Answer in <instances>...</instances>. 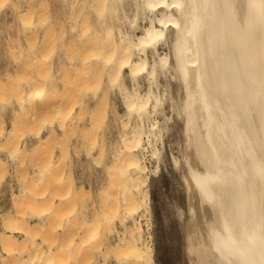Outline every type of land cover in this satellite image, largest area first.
I'll list each match as a JSON object with an SVG mask.
<instances>
[{
  "label": "bare ground",
  "instance_id": "bare-ground-1",
  "mask_svg": "<svg viewBox=\"0 0 264 264\" xmlns=\"http://www.w3.org/2000/svg\"><path fill=\"white\" fill-rule=\"evenodd\" d=\"M134 1L132 15L122 14L129 19V29L127 26L126 30L123 29L125 22L118 23V34H115L112 24H105L103 32H92L85 23L82 27L85 30H81L77 40L90 50L88 57L81 59L101 61L107 65L108 75L114 82H119L127 69V74L135 81L134 85H138V75L145 72L149 83L162 73L183 86L185 128L188 129L185 131H188L189 138V184L193 188L190 197L195 199L193 204L197 214L196 226L192 229L196 240V247L192 244L195 263L264 264V0ZM25 2L24 7L29 6L30 9L32 0ZM110 2L113 0H98L100 14L105 12ZM120 9L125 12L122 4ZM140 17L148 22L139 26L140 32H136L134 28L140 24ZM22 24L26 28L22 32V40L13 43V47L26 48L25 52L20 50L15 58L18 69L27 68L34 55L53 37L50 33L40 37L38 32L29 28L28 21ZM160 42L166 45L162 44L166 51L159 52L157 45ZM149 50L151 60L148 58ZM61 71L55 76L34 73L32 87L27 90L21 84L6 82L0 77V89L11 90L15 104L8 131L2 132L1 136L11 140L12 135L21 129V119L35 117L42 102L49 104L46 109L53 106L51 111L59 113L61 110L58 109L71 101L68 78L64 70ZM31 76H26L24 81H29ZM149 87L147 92L142 90L144 93H141L135 86L124 94L127 112L134 114L138 121L128 128L125 126L121 146L113 158V173L119 181L113 214L104 206L94 213L89 226H86L87 221H76L73 211L67 210L64 219H74L66 224L63 239L58 241L55 237L60 233L59 228L49 230L46 225L52 221L53 213L56 214L53 210L60 206L62 196L47 199V206L35 215L37 225L47 227L41 239L32 238L30 227L23 224L22 210L20 213L19 209L15 210L13 220L1 229L0 264H76L77 261L78 264H91L93 254H90V247L93 241L96 242L93 238L108 228L109 222L115 218L118 227L113 241L107 246L112 250L113 262H108L106 253L100 264H154L151 234L142 224L150 203L148 166L139 151L145 148V136L151 145V154L159 153V148L153 146L160 138L159 122L152 120L145 127L143 121L154 114L165 93L162 90V95ZM180 100L178 98L173 107L178 114L184 110ZM57 101L60 104L55 103ZM56 120V124L53 123L55 120H50L44 131H34L36 140L29 144L30 147L27 143L22 144L23 153L28 150L30 154H39L43 152L42 145L63 135L66 117L60 113ZM53 155L50 160H45L44 156L43 161L35 164L30 160L32 162L26 167L21 163L25 168L24 177L16 180V190L10 187L13 202L18 204L17 200L31 196L34 174L49 177L59 171L57 158L54 160ZM8 163V158H0V171L4 167L6 170ZM74 185H71V194ZM115 209H118V214ZM80 232L81 238H76ZM18 237L22 238V247L14 250L12 246H16L13 245L15 242L18 244ZM33 248L34 260L31 258Z\"/></svg>",
  "mask_w": 264,
  "mask_h": 264
},
{
  "label": "rangeland",
  "instance_id": "rangeland-1",
  "mask_svg": "<svg viewBox=\"0 0 264 264\" xmlns=\"http://www.w3.org/2000/svg\"><path fill=\"white\" fill-rule=\"evenodd\" d=\"M118 1L110 2L105 12L100 14V8L97 7L98 0H32L30 9L29 6L24 7L27 4L25 0H0V77L6 79V82L21 84L27 90L32 87L34 73L55 76L61 73V69H63L69 82L67 89L70 91L68 94L72 96L69 103L66 102L64 107L58 109L63 113L61 111L58 113L56 110L51 111L53 106L46 109L49 104L42 102L35 117L21 119V129L12 135L11 140L0 135V158L9 159L6 170L4 167L0 171V233L3 225L9 220H13V214L18 209L19 213L22 210L23 224L25 223L24 226L28 224L31 233L33 232L31 234L33 239H41L47 227L49 230L57 227L60 233H57L55 238L58 241L63 239L66 224L69 225L70 221L74 219H64L63 216L69 210L73 211L74 216L77 217L76 221H87L86 226H89V221L93 218L94 213L104 206L109 208L113 214L114 196L119 184L113 173V158L121 146L122 135L126 131L125 126L128 128L131 123L136 124L138 121L134 114L127 112L126 104L123 103L125 101L124 94L135 86L139 92L144 93L148 91V87L151 85L149 89L165 94H162L163 101L155 111L156 113H151L143 121L147 127L152 120L157 119L160 138H157L158 141L153 143V146L159 148V153H156L158 156L151 154V145L146 142L145 136H143L145 148L139 151L148 166L147 191L150 196L149 210L143 216L145 219L143 218L142 224L151 234L154 264H197L195 263L196 257L193 255L195 254L193 245L195 244L194 247H196L195 230H192L196 226L197 214L193 204L195 199L194 197V200L191 199L193 192L190 193L193 188L189 184L191 182L188 173L189 138L187 136L188 131H185L188 129L185 126L187 123L184 112L185 92L183 86L178 85L175 79L169 75L165 76L162 73L158 74V79L155 80L157 82L149 83L150 79H146L145 72L138 75V85H134L135 81L129 73L127 74V69L121 74L119 82H114L108 75L107 65L101 61L98 63L95 60L90 62L91 59L88 61L81 59L87 56L90 50L82 46L77 40L81 30H85L82 28L85 23L90 26L92 32H103L105 24H112L115 34L117 33L116 24L125 22L122 24L124 30L127 29L126 26H129L128 17L122 14L132 15L135 1ZM121 4L125 6V12L120 9ZM118 13L124 17L120 19L121 16ZM139 20L140 24L138 23V27L134 28L136 32H140L139 26L148 22L142 17ZM25 21L30 22L29 28L36 33L38 32L40 37L47 33L52 34L53 37L48 44L40 49L39 53L34 55L27 68L18 69L15 65V58L20 54V50L25 52L26 48L13 47V43L19 39L22 40V32L26 29L22 23ZM19 33L20 36H17ZM162 44L165 45L162 42L157 45L159 52L167 50L166 45L163 46ZM151 56L149 50V60L152 59ZM7 70L10 72L7 73ZM30 75L32 76L29 81H24V78ZM178 98L182 100H180V104L184 109L183 111L181 109L179 114L175 111L176 107L173 108L176 106L174 102H177ZM13 99L11 90L0 89V134L8 131L7 127L13 119L12 110L15 105ZM174 99L175 101H173ZM55 103L60 104L58 101ZM45 110L48 111L44 112ZM60 113L66 117V124L68 125L65 127L66 132L55 139H51V142L46 143L47 145H42L43 152L39 154H30L28 150L23 153L22 144L27 143L30 147L29 144L36 140L34 131L37 129L44 131L50 120H55L53 123L56 124V119L60 117ZM124 122H127V125ZM162 137L163 139H161ZM52 154H54V160L57 158L58 164L57 162L56 164L59 171L56 174L52 173L49 177L34 174V179L31 181L33 184L31 196L26 200L24 199L25 201L23 199L17 200L18 204L13 202L10 187L16 190L18 185L16 180L24 177V175L22 176L25 172L23 167L28 166L32 162L30 160H34V164L37 161H43L44 156H46L44 157L45 160H50ZM11 157H13L12 160ZM21 163H23V167ZM72 183L75 184V189L71 194ZM58 195L63 198L58 204L60 206H56L59 210L56 207L53 210L57 215L53 213L52 221L50 220V224L46 225L47 227L37 225L35 215L47 206V199H55ZM115 213L118 214V209H115ZM53 219L59 227L55 226L56 223L54 225ZM112 222H109L108 228L106 227L104 231H101L102 234L99 231L100 234L98 233L93 238L96 242L93 241V245L91 244L90 247V254H93L90 257L91 264H100L103 254L106 253L109 258L108 262H113L112 254H110L112 250L107 246L109 247V243L114 239L118 221L116 222L115 218ZM78 234L76 238L80 236L81 232ZM17 239L22 240L19 237ZM18 240V244L13 243L16 245L12 246L14 250L22 247V241L19 244ZM31 258L34 260V248L31 250Z\"/></svg>",
  "mask_w": 264,
  "mask_h": 264
}]
</instances>
